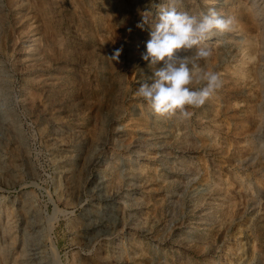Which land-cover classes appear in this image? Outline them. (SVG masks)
Listing matches in <instances>:
<instances>
[{
    "label": "rangeland",
    "instance_id": "obj_1",
    "mask_svg": "<svg viewBox=\"0 0 264 264\" xmlns=\"http://www.w3.org/2000/svg\"><path fill=\"white\" fill-rule=\"evenodd\" d=\"M167 3L0 0V264H264V0L177 6L234 20L187 118L136 95Z\"/></svg>",
    "mask_w": 264,
    "mask_h": 264
},
{
    "label": "clouds",
    "instance_id": "obj_2",
    "mask_svg": "<svg viewBox=\"0 0 264 264\" xmlns=\"http://www.w3.org/2000/svg\"><path fill=\"white\" fill-rule=\"evenodd\" d=\"M182 0H168L160 8L158 19L151 23L150 39L142 59L162 66L156 68L151 83L140 85L136 95L142 98L160 116L179 113L187 118L188 108L201 107L221 87V77L215 71L201 66L211 51L200 47L217 33L234 30V20L221 16L215 8L199 17L187 11L178 10ZM151 13H141V22L136 27L143 29L150 21ZM131 31V29H129ZM193 49H196L192 54ZM122 48L116 49L109 57L118 61ZM181 53H186L181 55Z\"/></svg>",
    "mask_w": 264,
    "mask_h": 264
},
{
    "label": "bare ground",
    "instance_id": "obj_3",
    "mask_svg": "<svg viewBox=\"0 0 264 264\" xmlns=\"http://www.w3.org/2000/svg\"><path fill=\"white\" fill-rule=\"evenodd\" d=\"M94 164H96V161L94 162ZM118 183V182H117ZM101 186V185H100ZM115 193V192H114ZM97 200H99V202H102V198L100 199V197H99V199H97ZM122 212L124 211L123 209L121 210ZM100 218H102V217H100ZM99 217H96V219H97V221H96V223H94V224H92V227L90 228V229H97L98 230V232L97 233H99V232H101L102 233V231L103 230H101L100 228H108V227H110V222L108 221V222H106V221H103V220H99L100 219ZM111 221V220H110ZM17 222V220H15V223ZM114 223V222H113ZM7 225H9L8 223H7ZM13 226V224H11V226L9 225V227L11 228V230H13V229H15V227H12ZM115 227V226H114ZM113 228V227H112ZM110 229V228H109ZM104 232V231H103ZM105 233V232H104ZM96 235V234H95ZM94 235V236H95ZM121 258V257H120Z\"/></svg>",
    "mask_w": 264,
    "mask_h": 264
}]
</instances>
